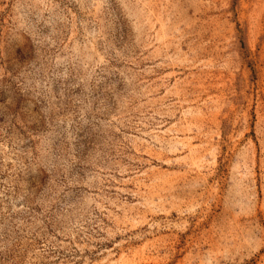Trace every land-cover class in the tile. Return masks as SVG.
I'll list each match as a JSON object with an SVG mask.
<instances>
[{"label": "rangeland", "instance_id": "obj_1", "mask_svg": "<svg viewBox=\"0 0 264 264\" xmlns=\"http://www.w3.org/2000/svg\"><path fill=\"white\" fill-rule=\"evenodd\" d=\"M0 264H264V0H0Z\"/></svg>", "mask_w": 264, "mask_h": 264}]
</instances>
